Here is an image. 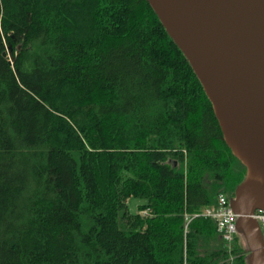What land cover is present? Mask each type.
Listing matches in <instances>:
<instances>
[{
    "label": "trees",
    "instance_id": "trees-1",
    "mask_svg": "<svg viewBox=\"0 0 264 264\" xmlns=\"http://www.w3.org/2000/svg\"><path fill=\"white\" fill-rule=\"evenodd\" d=\"M245 172L146 0H0V264H229Z\"/></svg>",
    "mask_w": 264,
    "mask_h": 264
},
{
    "label": "water",
    "instance_id": "water-1",
    "mask_svg": "<svg viewBox=\"0 0 264 264\" xmlns=\"http://www.w3.org/2000/svg\"><path fill=\"white\" fill-rule=\"evenodd\" d=\"M200 82L223 140L245 167L229 205L247 249L264 264V0H146Z\"/></svg>",
    "mask_w": 264,
    "mask_h": 264
},
{
    "label": "built area",
    "instance_id": "built-area-1",
    "mask_svg": "<svg viewBox=\"0 0 264 264\" xmlns=\"http://www.w3.org/2000/svg\"><path fill=\"white\" fill-rule=\"evenodd\" d=\"M197 216L208 217L215 221L217 233L222 239L224 247L227 249L229 254L228 261L231 264L236 256L234 244L237 241L238 233L235 224L237 215L233 213L229 205V199L224 195H219L214 208H206L201 214H195L192 217ZM253 217L258 221L261 228L264 229V212L256 211Z\"/></svg>",
    "mask_w": 264,
    "mask_h": 264
},
{
    "label": "rangeland",
    "instance_id": "rangeland-1",
    "mask_svg": "<svg viewBox=\"0 0 264 264\" xmlns=\"http://www.w3.org/2000/svg\"><path fill=\"white\" fill-rule=\"evenodd\" d=\"M144 200L143 199H138V198H130L127 200V206H128V210L131 214H135L137 213V206L140 203H143ZM144 214V213H143ZM142 215V214H141ZM142 216H146V215H142ZM264 232V229H263Z\"/></svg>",
    "mask_w": 264,
    "mask_h": 264
}]
</instances>
